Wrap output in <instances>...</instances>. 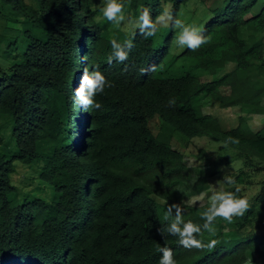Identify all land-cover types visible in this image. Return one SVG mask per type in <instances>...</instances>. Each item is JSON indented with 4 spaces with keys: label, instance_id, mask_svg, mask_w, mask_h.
<instances>
[{
    "label": "trees",
    "instance_id": "trees-1",
    "mask_svg": "<svg viewBox=\"0 0 264 264\" xmlns=\"http://www.w3.org/2000/svg\"><path fill=\"white\" fill-rule=\"evenodd\" d=\"M120 1H129L136 19L145 8L155 19L167 4L178 17L189 0ZM94 2L0 0V53L8 61L0 65V113L11 119L15 148L0 131V264H158L165 245L177 264H249L256 254L264 264V192L244 216L218 218L215 235L197 237L215 239L214 248L187 249L158 231L170 204L200 226L208 207L187 204L179 191L193 170L173 145L175 132L239 140L227 143L234 156L213 158L203 148L197 155L213 166L242 161L228 191L264 170V127L254 131L238 115L227 128L203 103L210 96L212 105L264 115V0H223L202 27L209 42L180 54L172 52L171 25L157 47L158 32L130 35L101 19ZM112 39L133 40L122 64L108 63ZM85 67L112 84L95 97L100 109L75 103ZM154 117L157 134L149 125ZM20 165L32 189L15 180Z\"/></svg>",
    "mask_w": 264,
    "mask_h": 264
},
{
    "label": "rangeland",
    "instance_id": "rangeland-1",
    "mask_svg": "<svg viewBox=\"0 0 264 264\" xmlns=\"http://www.w3.org/2000/svg\"><path fill=\"white\" fill-rule=\"evenodd\" d=\"M121 2V1H120ZM223 5V0H189L187 3L182 5L178 13V17L185 21V23L195 24L202 29L203 25L212 17V10ZM94 7L101 9L104 7V0H95ZM172 6L167 4L165 6V13H171ZM124 14L126 16V21L119 26L127 31L132 30L130 35L137 30V27L133 23L136 18L131 12L129 1L124 5ZM101 19H105L103 14L100 15ZM5 22V21H4ZM8 25V22H7ZM170 25H161L158 28V36L155 39V45L160 47L163 40L169 33ZM4 29V28H3ZM10 31L12 29H9ZM185 48H179L173 42L172 52L175 54H180ZM7 60L3 53H0V65L6 67ZM230 67V66H229ZM229 67L227 69H229ZM206 79V77H203ZM204 110L206 112H211L213 115L218 117L224 124L225 127L229 128L238 124V115H245L247 122L254 131H257L264 127V115L254 114L241 111L239 106L222 108L219 105H212L210 96L203 97ZM10 122V123H9ZM160 120L158 117L150 119L149 125L153 132L157 134L160 127ZM0 131L2 135L6 137V141H11V147L14 148L13 138L11 136V119L8 115L0 113ZM10 137V138H9ZM174 147L184 153L185 161L193 170L191 179L182 184L179 187L180 193H185L188 198L185 202L189 205L201 206L205 203H209L210 196L216 191H228L229 187L235 186V184L229 185L223 181L224 175H231L233 172H237L242 166L241 160H235L230 165L213 166L208 165L205 159L198 158V152L200 148L208 151L212 154L213 158L218 156H234L235 150L222 141H216L209 138L208 136H195L189 138L179 132H175L173 139ZM20 164L19 161H16ZM261 165H264L263 163ZM199 170H204L206 172L205 176H202ZM28 174L27 166L20 165L15 174V180L19 183L21 182V187L24 189H32L35 185H31L28 181L25 182L24 179ZM251 183L250 184H238L236 185L239 189L242 197L248 199L249 202L255 201L259 193L264 192V170L259 172L251 173ZM158 202L164 204L165 201L161 198L156 197ZM162 209V208H161ZM262 232H264V224H262ZM224 230H228V226L224 225ZM264 248V247H263ZM249 264H259L262 262L261 255H254L249 258Z\"/></svg>",
    "mask_w": 264,
    "mask_h": 264
},
{
    "label": "clouds",
    "instance_id": "clouds-1",
    "mask_svg": "<svg viewBox=\"0 0 264 264\" xmlns=\"http://www.w3.org/2000/svg\"><path fill=\"white\" fill-rule=\"evenodd\" d=\"M104 18L116 25H120L126 21L124 14V5L120 0H104V7L101 9ZM139 29V33L145 39L154 37L158 32V26L171 25L176 30L174 43L179 48H186L191 51L198 50L202 45L207 44L210 37L203 34L202 29L195 24L185 23L184 20L174 17L170 12L162 13L153 19L149 9L145 8L140 11L138 18L133 22ZM111 55L108 56V63L111 64L114 60L118 63H124L128 60L129 53L133 49V40L129 39L123 43L116 39L110 41ZM155 66L147 71H154ZM106 87H112L105 76L96 68L89 70L88 67L83 69V74L79 86L74 91L75 103L81 106L84 110L100 109L102 105L95 100L98 94H103ZM175 100L170 99L169 105L174 106ZM227 143H239V140L233 137H228ZM223 181L229 185L235 184V178L231 175H224ZM239 189L233 191H216L210 198L208 207L201 213V219L204 221L202 226L193 223L192 221L185 222L183 219V209L180 204L168 205L164 214V220L168 221L167 226L158 229L163 235L167 233L178 239V244L184 248H196L203 250L204 248H214L217 244L215 239L210 240L205 244L197 237L207 231L210 235H215V223L222 219L228 223H232L235 217H242L249 210L250 204L247 198L238 196ZM173 210L175 215L173 216ZM162 254L158 264H177L174 258L173 250L168 246L158 248Z\"/></svg>",
    "mask_w": 264,
    "mask_h": 264
}]
</instances>
